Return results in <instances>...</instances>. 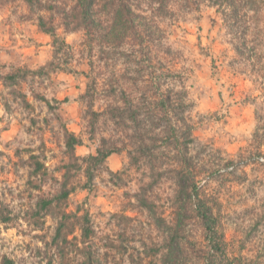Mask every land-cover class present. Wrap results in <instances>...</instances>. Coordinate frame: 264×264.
<instances>
[{"label": "clouds", "instance_id": "1", "mask_svg": "<svg viewBox=\"0 0 264 264\" xmlns=\"http://www.w3.org/2000/svg\"><path fill=\"white\" fill-rule=\"evenodd\" d=\"M74 3L75 0H71L69 12ZM93 13L92 20L98 21L102 31L110 37L105 41L108 44L104 50L105 62L110 60L109 68H112L122 60L127 69L109 83L114 84L119 93L125 91L121 79L131 82L126 89L127 102H122V97L117 95V103L113 105L121 111L124 135H129V131L140 132L142 142H155L162 135L167 137V146L159 150L153 166L161 167L164 174L170 176V170L177 164L183 166L184 160L190 161L195 168L191 173L192 183L201 191L206 187L201 181L211 182L210 173L217 169L223 171L229 160L235 161L233 167L236 171L231 175L224 172V178L229 185L239 183L244 192L224 188L226 207L234 214L230 229L234 241L249 233L252 239L251 243L238 241L245 243L243 251L230 247L227 258L242 260V264H264V179L251 183L257 178L259 163L254 164L249 159L250 154L264 153V0H94ZM42 14L48 15L39 9L35 11L36 16ZM79 32L83 35V25H80ZM89 43L93 46L99 44L95 37ZM20 52L19 44L0 40V60L8 65L2 68L3 73L29 63ZM52 68L54 65H49L46 71ZM226 71L231 75H225ZM87 76L91 81L96 74L89 71ZM29 80L33 77L30 76ZM34 81L7 88L0 81V129L10 126L21 130L19 136L15 131L5 134L3 143H0V151L9 155L17 147L28 146L29 141L34 142L32 148L40 144L43 135L38 129L47 114L45 104L51 103L53 96L59 94V89L48 77L37 76ZM9 92L14 95L10 96ZM21 92L25 94L23 97L18 95ZM216 92L222 95L216 96ZM40 96L46 99L42 101ZM252 99L256 100L255 104L251 103ZM74 100L73 95L70 103ZM29 102L32 107L25 110L23 105ZM93 102L91 95L78 102L81 127L88 126V110ZM5 103L11 106V114L5 111ZM245 105L257 110L255 121L240 115L242 110H248ZM66 107L68 105H60L57 111ZM55 114H48L51 119L45 129L53 136L57 135L56 128L66 123L57 121L53 125ZM132 114L141 124L140 129L131 120ZM33 117L37 120V128L31 135H23ZM253 129L255 136L252 135ZM6 144L9 145L7 148L4 147ZM144 172L145 169L141 168V173ZM104 176L107 179L108 173L105 172ZM31 179L33 184L46 187L39 176ZM124 179L125 173L120 172L113 182L122 187ZM26 180L23 171L16 172L13 180L6 181L11 195L7 190L0 195V210L6 208L12 216L11 223L0 222V262L8 256L15 264H93L97 259L104 264L103 253L110 251L114 243L119 247L115 240L116 230L101 233L98 228L97 236L87 240H72L66 231L61 239L53 242L44 220H54L58 216L53 213L44 220H33L34 206L27 199L33 189ZM174 180L173 176L158 189L145 187L141 192L140 186L149 181L143 175L137 178L129 190L139 193L137 199L143 197L146 200L149 214L132 226L125 245L129 252L111 253L109 264H219L221 258L211 244H200L194 232L189 234L176 212L161 219L174 204L178 190ZM48 183L51 184L50 179ZM248 188L252 193L245 194ZM0 189H3L2 184ZM196 200L189 187L183 211L188 212L189 204L195 207ZM153 203L155 208H152ZM125 227L121 225L120 231ZM189 244L196 249L204 247L206 255L198 258Z\"/></svg>", "mask_w": 264, "mask_h": 264}, {"label": "rangeland", "instance_id": "2", "mask_svg": "<svg viewBox=\"0 0 264 264\" xmlns=\"http://www.w3.org/2000/svg\"><path fill=\"white\" fill-rule=\"evenodd\" d=\"M70 3L71 0H57L54 3L58 7L56 12L45 13L48 15L42 14L47 26L51 25L54 28L57 38L54 43L49 35L38 28L35 10L29 11L21 0L0 1V40L6 39L19 44L21 46L20 55L29 61L22 68L3 73L2 68L8 67V65L3 64L2 60H0V81H3V87L7 88L13 84L26 85L34 83V78L39 76L48 77L59 89V94L54 95L50 103L53 109H49L47 104H45L47 114L43 116L42 123L38 129L43 135L40 144L36 148H32L31 144L34 142L29 141L28 146L17 147L11 155L5 151H0V184L3 185V189H0V195H3L5 190H7L8 195H11V189L6 181L13 180L16 172L23 171L27 177L26 183L33 189L27 196V199L34 206L32 212L33 220H44L46 216H50L53 213L58 216L54 220H44L52 233V241L61 220L60 215L62 212L71 216L75 215L78 218L87 214L88 225L92 231L88 239L97 236L96 230L98 228L101 233H110L112 229H115V240L118 242L119 247L117 243L112 244L110 251L104 252L102 257L104 264H109L111 253L120 255V252H129V248L125 247V245L129 241V233L132 231V226L135 225L138 219L143 221L144 217L149 214V206L146 200L143 197L137 199L139 193H133L129 190L136 184L137 178L143 175V178L149 181L148 184L140 186V191L143 192L145 187L150 190L158 189L174 176V182L177 184L178 189L174 204L161 219H167L172 216L173 212H176L184 229L189 234L194 232L196 240L200 244L207 246L202 225L196 218L194 207L189 204L188 212L185 213L183 211L190 187L197 194V200L201 199L204 201L212 209V213L217 219L218 230L222 234L223 239L222 259L229 260L227 257L230 247L239 248L243 251L245 243L238 241L251 243L252 236L249 233L238 237L234 241V236L230 229L231 223L234 222V214L230 208L226 207V193L224 192L225 187H230L233 192H244L239 183H231L229 185L226 183V178H224V172L231 175L236 171V168L233 167L236 162L229 160L224 165L223 171L217 169L210 173L209 175L212 177L210 183L201 181V184H206L203 191L195 183H192L191 173L195 171V168L188 160L183 161V166L177 164L176 167L171 169L170 176H166L161 167H154L153 165L160 154L159 150L167 146V137L162 135L155 142L150 140L142 142V134L140 132L132 133L129 131V135H124L125 128L120 120L121 111L113 105L117 103L115 100L117 95L122 97V102H127L126 89L131 82L121 79L120 82L125 86V91L118 93L115 85L110 84L109 81L114 76H122L127 69L122 60L117 62L112 68H109L110 60L107 63L105 62L104 50L108 48V44L105 41L110 37L108 33L102 31V25L98 21H94L92 26L88 27V30L84 29L83 35H81L79 32L80 25L75 19L63 20L65 15L70 16L72 13L67 10ZM73 24L76 25L75 28L72 27ZM57 25L62 27L58 29ZM13 29H15V32ZM145 31L147 32V26H145ZM147 34L151 36V32H147ZM16 37L18 39H14ZM92 37H95L99 44L90 45L89 41ZM25 40L27 46H25ZM61 53H63L62 56ZM58 57L60 58L59 62H57ZM49 65H54V68L46 71ZM69 65L71 66L69 67ZM229 67H231V64H229ZM106 69L108 70L106 71ZM89 71L96 74L91 81L88 80L87 76ZM12 75L14 79L7 78ZM225 75L230 76L231 74L226 71ZM30 76L33 77L31 81L29 80ZM52 77H55V79L52 80ZM64 92L68 94H63ZM9 95L12 96L14 93L9 92ZM18 95L23 97L25 94L21 92ZM73 95L75 100L70 103ZM88 95L93 97L94 102L88 110V126L81 127L80 121L82 117L79 114L80 106L78 102ZM215 95L220 96L222 93L216 92ZM39 99L43 101L46 98L40 96ZM198 99L200 98L198 97ZM245 99L247 100L248 98L246 97ZM251 103L255 104L256 100L252 99ZM60 105H68V107L57 111ZM23 106L27 110V108L32 107V104L29 102ZM207 106L206 104L205 107ZM244 108L248 109V105H245ZM4 109L11 114V106L9 104L5 103ZM51 113H56L55 119L52 120L53 125L57 121L66 122L56 128V136H53L51 132L45 131L51 119L48 114ZM240 115H243L246 120L255 121L258 118L256 109L242 110ZM237 119H239V116H237ZM131 120L135 123V127L140 129L141 124L137 122L135 114H132ZM0 123H2V118H0ZM225 123H228V121H225ZM28 124L30 127L23 130V135L26 136L31 135L32 130L37 128L36 118L33 117L28 121ZM237 127H239V124ZM64 129L81 141V145L75 146L71 153L65 146ZM109 129H111V132ZM13 131L17 133V136L21 134L20 129L10 126L0 129V143H3L5 134H10ZM252 135H256L255 129H253ZM13 139H16V137L14 136ZM10 143L11 141H9ZM8 146L7 144L4 145L5 148ZM60 149L64 151L61 152ZM97 154H100V157L95 161H86L90 156L96 157ZM101 154L103 156L104 154L108 155L107 157H101ZM30 156L36 157L43 167L39 175L32 174L33 167L31 166L32 160ZM260 158L264 159V153L249 155V159L254 164L259 163L257 178L251 181L252 184H256L258 179H264V162L261 163L259 161ZM238 166L237 164L236 167ZM86 168H89L92 174L90 181L86 176L87 174H85ZM141 168L145 169L143 174L141 173ZM105 172L108 173L107 179L104 176ZM120 172L125 173V179L121 181L122 187L113 182V178H118V173ZM34 176H39L46 187L41 188L39 185L33 184L31 178ZM49 179L51 184L48 183ZM63 183L68 188H74L66 200L58 205L55 203L52 207V212L41 210L37 214L39 201L55 200L60 194ZM249 193H252L251 188H248L245 194ZM93 200L94 204L92 203ZM152 208H155L154 203ZM0 214H2V217L9 216L10 221L8 223H11L12 216L9 210L6 208L0 210ZM27 214L25 213V215ZM18 215L19 213H17ZM175 219L176 217H173V220ZM185 221L187 222L185 223ZM75 222L74 218L66 221L59 239L67 231L70 239L76 240L79 238L83 240L80 226ZM110 225L111 228L109 227ZM121 225H126L124 231H120ZM65 242H67V239H65ZM105 247H108V245L106 244ZM188 247L193 250V254L198 258L206 255L204 247L196 249L192 244H189ZM5 257L11 259L8 256ZM111 259L114 260L115 256H111ZM129 259L131 260L132 257L129 256ZM229 261L235 264H242V260L235 258ZM93 264H101V260H94Z\"/></svg>", "mask_w": 264, "mask_h": 264}, {"label": "trees", "instance_id": "3", "mask_svg": "<svg viewBox=\"0 0 264 264\" xmlns=\"http://www.w3.org/2000/svg\"><path fill=\"white\" fill-rule=\"evenodd\" d=\"M3 1V0H0ZM29 9V11H36L39 9L42 13H49V12H56L58 10V7L56 4L53 2H48V3H42L41 0H21ZM93 3L94 0H75L74 6L71 9V15L66 16L63 18V20L67 21L69 18L75 19L79 25H83L85 30H88V27H91L94 21L92 20V16L94 15L93 13ZM73 14V15H72ZM37 26L41 31L49 37L53 39V42L55 43L57 41V38L54 33V28L53 26L45 23V19L42 15L37 16ZM7 78L9 79H14V76H8ZM49 109H53L50 103H46ZM64 134V140H65V146L67 150L71 153L73 152L75 146H80L81 141L75 137L72 133H69L66 129L63 130ZM100 154H97L96 157L90 156L86 161H95L97 158H99ZM108 154H104V156L101 154V157H107ZM30 159L32 160L31 166L33 167V175H39L43 169L42 165L37 161V158L34 156H30ZM44 174V172H42ZM85 174L88 177V180H91L92 174L90 172L89 168L85 169ZM88 181V182H89ZM74 188H68L65 183H63L62 189L60 191L59 196L55 198V200H40L39 201V210L38 213L42 210L45 212H52L53 205L56 203L58 205L59 203L63 202L66 200L70 192ZM197 197V194H195ZM196 206L194 207V212L196 214V218L199 220V222L202 225L203 233H204V239L206 241V244L208 245L209 243L211 244V247L215 253L219 254V257L221 258L219 261V264H235L232 261L229 260H223L222 255H223V239H222V234L218 230V223L217 219L212 213V209L201 199L197 200L195 202ZM0 214V222L3 223H8L10 221L9 216H1ZM61 220L59 222V225L57 227L55 236L53 238V242L57 241L61 233L63 231V227L65 226L66 221H69V219L74 218L75 223H77L80 226L81 229V236L83 240H86L89 238L91 235L92 231L90 229L89 220L87 217V214L83 215L82 217H76L75 215H68L62 212ZM1 264H14V262L11 259H8L6 257L3 258V261Z\"/></svg>", "mask_w": 264, "mask_h": 264}, {"label": "built area", "instance_id": "4", "mask_svg": "<svg viewBox=\"0 0 264 264\" xmlns=\"http://www.w3.org/2000/svg\"><path fill=\"white\" fill-rule=\"evenodd\" d=\"M259 161H260L261 163H263V162H264V159H263V158H260Z\"/></svg>", "mask_w": 264, "mask_h": 264}]
</instances>
